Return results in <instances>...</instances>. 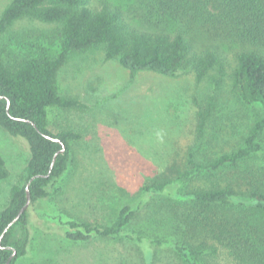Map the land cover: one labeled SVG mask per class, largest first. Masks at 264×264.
Returning a JSON list of instances; mask_svg holds the SVG:
<instances>
[{
  "label": "trees",
  "instance_id": "obj_1",
  "mask_svg": "<svg viewBox=\"0 0 264 264\" xmlns=\"http://www.w3.org/2000/svg\"><path fill=\"white\" fill-rule=\"evenodd\" d=\"M149 6L167 19L201 22L213 38L236 46L233 62L216 47H197L180 31H151L132 24L119 5L101 0H11L0 17V36L22 18H34L57 25L60 50L53 55L42 49L35 56L5 59L0 51V127L14 137L24 138L30 158L26 183L14 185L7 205L0 209V264H10L25 256L32 241L28 209L17 221L27 202V183L31 203L50 196V185L63 176L71 162L72 141L80 137L73 130L54 133L49 109L87 108L80 99L62 95L59 73L73 51L102 46L107 59L135 74L152 71L176 77L193 70L198 82L209 79L212 94L197 114V134L203 139L216 108V94L227 78L248 103L261 105L262 111L250 126L241 146L215 158L198 160L191 151L185 169L176 176L143 186L147 203L151 198L170 199L169 216L162 223L131 228L137 211L123 207L108 224L79 221L60 222L69 242H86L95 237L125 240L141 251V264H218L222 254L231 264H264V168L243 182L212 187L189 184L197 177L226 168H237L250 159L264 158V0H149ZM60 138L61 144L46 137ZM10 176L0 154V182ZM236 177V178H237ZM238 180V179H236ZM166 202V201H164ZM196 209V211H195ZM153 227V228H150ZM11 246L12 248H4Z\"/></svg>",
  "mask_w": 264,
  "mask_h": 264
},
{
  "label": "rangeland",
  "instance_id": "obj_2",
  "mask_svg": "<svg viewBox=\"0 0 264 264\" xmlns=\"http://www.w3.org/2000/svg\"><path fill=\"white\" fill-rule=\"evenodd\" d=\"M108 1L121 6L128 20L142 29L182 31L195 46L216 47L233 62L236 46L210 36L200 21L188 24L189 17L161 21L149 0ZM10 2L0 0V17ZM92 3L99 5L101 0ZM60 41L56 24L22 18L0 36V51L6 60L35 56L42 49L56 55ZM58 86L62 95L80 99L87 108L49 109L54 133L73 130L80 137L72 141L69 168L50 185V196L28 208L32 241L17 264H141L136 245L105 237L69 242L60 222L71 217L108 224L123 207L132 205L137 215L131 228L162 223L169 216L170 199L160 196L142 203L143 186L183 171L191 151L202 161L241 146L262 111L261 105L246 102L227 78L200 139L197 114L212 94L209 79L198 82L191 69L176 77L152 71L133 74L117 59H107L102 46L70 53ZM0 154L10 169V176L0 182L1 209L9 202L12 187L26 183L28 142L0 127ZM262 168L264 158H253L237 168L203 174L189 187L224 186ZM218 264L231 262L222 254Z\"/></svg>",
  "mask_w": 264,
  "mask_h": 264
},
{
  "label": "water",
  "instance_id": "obj_3",
  "mask_svg": "<svg viewBox=\"0 0 264 264\" xmlns=\"http://www.w3.org/2000/svg\"><path fill=\"white\" fill-rule=\"evenodd\" d=\"M0 98H4V96H0ZM46 137L53 140V141H56L58 143L61 144L62 148L56 153L55 157H54V160L52 162V165H51V168H50V171L51 169L53 168L54 166V163L57 159V156L59 153H62L66 150V145L65 143L58 137H55V136H52V135H49V134H46ZM50 172L46 175H43V174H39V175H36L34 176L33 178H31L30 182L27 183V186H26V189H27V202L26 204L23 206V208L20 210V212L18 213V215L16 216V218L10 223V225H12V223H14L15 221H17L19 219V217L29 208L30 204H31V191H30V184L32 182L33 179H35L36 177H42V176H49ZM4 248H12L11 246H8V247H4ZM16 255V250H13V254L11 255L10 259L8 260V262L6 264H10V261L11 259Z\"/></svg>",
  "mask_w": 264,
  "mask_h": 264
}]
</instances>
